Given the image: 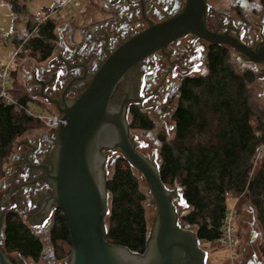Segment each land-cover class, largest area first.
I'll list each match as a JSON object with an SVG mask.
<instances>
[{
  "label": "water",
  "instance_id": "obj_1",
  "mask_svg": "<svg viewBox=\"0 0 264 264\" xmlns=\"http://www.w3.org/2000/svg\"><path fill=\"white\" fill-rule=\"evenodd\" d=\"M207 0H186L183 9L172 18L161 22L149 21L143 32L113 44L110 48L106 41L103 51L105 57L98 64L73 65L83 68V75L71 79L59 94V100L47 93L48 81L35 82L39 88L32 97L57 107L60 115L58 128L53 131L56 142L51 158L36 169L45 170L37 179V185L46 181L47 188L34 198L36 203L31 212L30 224L42 227L51 212L60 211L65 217L71 236L72 251L64 264H206L207 252L200 246V239L190 225L181 226L180 221L188 210L179 212L174 205L188 207L180 188H167L160 176L157 151L152 159L142 154L130 135L128 113L130 104L135 101L131 90L119 99L117 90L127 74L146 57L164 50L170 43L178 42L187 35H193L211 45L225 46L241 56L239 60L255 66H264V42L253 49L229 34H220L206 26ZM103 17L95 24L107 26L116 18L113 13L102 12ZM76 36L72 43L80 46ZM117 44V45H116ZM66 45L61 39L59 46ZM44 70V68H40ZM88 81L77 97L68 98L71 84ZM159 148L162 143L155 139L152 132L143 133ZM27 146L24 155L43 157L29 138L16 142ZM118 151L133 169L138 171L146 182L153 197L151 205L157 208L158 216L149 235L143 254L134 253L126 247L118 246L107 240L106 217L109 209L107 165L113 166L120 158L117 155L108 162L106 152ZM13 160V157H12ZM13 184V177L9 181ZM24 186V185H23ZM0 188V264H14L5 251L4 211L3 208L13 196V186L3 181ZM15 261H23L17 254Z\"/></svg>",
  "mask_w": 264,
  "mask_h": 264
},
{
  "label": "trees",
  "instance_id": "obj_2",
  "mask_svg": "<svg viewBox=\"0 0 264 264\" xmlns=\"http://www.w3.org/2000/svg\"><path fill=\"white\" fill-rule=\"evenodd\" d=\"M5 1L19 10L17 0ZM257 1L264 7V0ZM58 27L56 19H49L32 34V24L17 46L23 45L24 51L38 62H46L55 52ZM207 69L201 77L183 80L173 116L175 136L172 141H167L164 135L159 137L161 180L182 190L191 208L183 220L196 228L200 242H219L229 212L227 196L237 201L236 215L239 204L251 205L256 210L264 241V157L254 164L264 148V119L251 102L248 88L255 75L235 71L229 50L221 46L210 48ZM15 74L16 71L11 73L9 92L18 105L0 102V180L16 142L43 128L21 108L35 99L28 92H18ZM130 113L131 129L155 128L153 121L138 108H131ZM107 188L110 200L107 240L143 254L149 238L146 196L140 190L134 169L124 158L117 160ZM50 238L57 248L59 243L71 245L69 227L60 211L54 216ZM4 247L8 253L34 261H39L44 252L41 239L15 213L6 217ZM262 253L264 256V244Z\"/></svg>",
  "mask_w": 264,
  "mask_h": 264
},
{
  "label": "flooded vegetation",
  "instance_id": "obj_3",
  "mask_svg": "<svg viewBox=\"0 0 264 264\" xmlns=\"http://www.w3.org/2000/svg\"><path fill=\"white\" fill-rule=\"evenodd\" d=\"M185 2L186 0H104V4L100 8L102 12L113 13L116 17L110 26L95 24L99 21L98 19L90 25L75 27L70 33L68 32V41H64L61 34V39L67 48L64 45L59 46V42L57 43L59 50L56 52L58 53L46 63V67H43L44 70L39 69L28 76V80L32 84L29 91L34 94L39 90L34 86L35 82L48 81L50 83L46 92L51 94L54 99L59 100V94L67 87L71 79L80 78L84 73L83 68L76 67L72 69L71 66L85 64L87 61L91 65L94 63L100 64L106 52L103 51L100 55L99 50L105 47L106 41H109V45L106 47L110 48L113 41L118 44L143 32L149 27V21L155 24L164 22L180 12ZM207 4L209 8L205 23L209 30L220 34H229L253 49L264 42V15L260 16V23L254 20L259 8L264 10V7L257 0H231L227 8L217 6L214 7L213 11H211L208 0ZM77 34H79L77 41H82L80 46L72 43L73 37ZM185 37H188L186 43L182 42V38L178 42L170 43L164 50H159L146 57L127 74L117 90L116 98L119 99L127 90H131L135 101L130 104L128 113L130 116L131 108L135 107L147 117L150 118L151 114L154 119L158 120L163 116L168 101H172L176 97L179 103L180 90L184 79L203 76L192 75L198 73L201 69L204 70V74L207 73L210 48L219 45H211L193 35ZM225 48L230 50L228 47ZM240 58L241 56L238 54L236 59L238 73L253 72L255 75L254 82L257 81L264 87V66L247 64L239 60ZM256 77L259 79L257 80ZM87 82L86 80L76 81L71 84L68 98L77 97L86 88ZM48 105L57 111L55 105ZM147 110L149 115L145 113ZM153 123L155 125L154 121ZM153 130L142 131L153 133ZM26 138H29L34 145L39 144L37 151H41L43 157L29 155V158H27L24 153L28 151V147L15 145V152L10 157V166L5 171L4 176V178H7L4 181L8 184V188L13 186L14 191L13 196L3 208L4 233L6 217L9 213L18 214L23 220H30L31 212L34 210L33 206L36 204L34 198L45 190L50 193L46 181L37 185V179L45 174V170L36 169L35 167L38 164L35 163V160L37 158L39 165H41L45 160L51 158L56 145L53 131H46ZM12 177L13 184L9 182ZM2 182L0 181V183ZM1 190L2 188H0ZM57 212L59 211L53 210L41 229L37 230L36 233L34 232L39 238L41 235H47V240L53 247L55 246L51 243L50 232ZM45 251L44 247V252L39 261L22 257L23 261L17 262L14 260L17 254L8 252L7 254L13 258L14 264H64L66 262L65 260L58 261L54 252L47 255Z\"/></svg>",
  "mask_w": 264,
  "mask_h": 264
},
{
  "label": "rangeland",
  "instance_id": "obj_4",
  "mask_svg": "<svg viewBox=\"0 0 264 264\" xmlns=\"http://www.w3.org/2000/svg\"><path fill=\"white\" fill-rule=\"evenodd\" d=\"M95 0H74L72 2H68V0H17V8L16 10L14 5L12 7L11 4L6 2L5 0H0V70L6 67L11 60H13L12 65L10 66V70L8 73L9 78H11V73L16 71L14 75V81L16 83V89L19 93L28 92L31 96L33 95L29 88H31V82L28 80V76L32 75L35 71H38L40 67H46V64L38 62L36 59L30 56V52L22 50V53L14 58L17 42L22 38L28 35V30L30 25H34V19L37 13H48L52 10L56 11V17L58 21V28H60L61 24L66 22H73L74 25H84L91 20H98L103 17L102 10L94 6ZM231 0H208V3L211 5V11L214 10V7H222L227 8L229 6ZM60 4H63L60 6ZM264 15V10L259 8L257 16L254 18L255 22L260 23V16ZM85 26V25H84ZM79 34L76 36V40L79 39ZM260 39V38H259ZM188 41V37L182 38V42L186 43ZM230 52V63L235 71L238 70V62L237 57L238 54L231 48H229ZM58 46L55 49L53 55L57 54L56 52ZM22 55V56H21ZM57 57V55H56ZM261 66V65H260ZM238 72V71H237ZM193 76H201L205 75L204 70L198 71V73L192 74ZM258 80L259 78L256 77ZM175 82V81H174ZM251 95V102L255 106L256 110L259 113V116H262L264 119V87H262L257 81L248 85ZM41 105H40V104ZM166 108L164 109L163 116L158 120L154 119V117L150 114V118L155 122V130L153 133L155 134V139L159 140L162 135H164L167 141H172L175 136V122L173 120V116L175 110L178 105V98H173L172 101H168L166 104ZM44 107L47 109H44ZM31 111L35 115H47L49 112L51 114L57 113V111L45 103V101L40 99H35ZM149 115V111L145 112ZM128 122H132V116L128 114ZM47 130L43 128L33 131L30 134L26 135L27 137L33 135H39L41 133L46 132ZM144 131L139 129H131L130 135L132 139L136 142H141L142 146L138 148V150L152 159L154 155V151H157V164L161 166V157H160V148L149 138H146L143 135ZM25 136V137H26ZM15 146V145H14ZM15 148V147H14ZM13 149V153H14ZM260 152L262 155L259 159L255 161V165L259 160H262L264 157V148H261ZM108 156V162L114 159L117 155H120L118 151L106 152ZM122 156L120 155V158ZM118 159V160H119ZM10 159L6 165H9ZM117 162V161H116ZM4 167V176H5V168ZM116 163L113 166L107 165V176L110 178L115 169ZM134 172L139 180L140 190L146 196V201L144 202V208L146 212V220L148 225V235H150L154 222L158 216L157 208L151 205V201L153 199L145 180L142 175L134 169ZM1 181V180H0ZM167 188L170 190L175 189L176 187H172L167 185ZM182 193V190L179 189ZM228 198V196H227ZM110 201V200H109ZM237 202L233 197L229 196L228 198V208L229 210L234 207L235 214L237 207ZM175 207L179 212L183 210L191 211V208L187 207L186 209L175 201ZM27 225L36 233L37 230L41 229V227H33L30 224L28 219L24 220ZM181 226L188 225L183 219L180 221ZM235 225L237 228V233L235 236V261L234 264H264V256L262 253V246L264 244L263 234L260 229V226L257 221V212L256 210L248 204H239L238 205V215H236ZM191 229L196 232V228L190 226ZM41 241L45 247V253L47 255L55 253L56 259L58 261L65 260L67 261L69 255L72 251V245L59 243L57 247H53L49 244L47 240V235L40 236ZM201 248L207 252V261L206 264H232L231 261H228L229 256L231 255L229 249L226 246L220 245L219 243H200ZM14 255V254H13Z\"/></svg>",
  "mask_w": 264,
  "mask_h": 264
},
{
  "label": "built area",
  "instance_id": "obj_5",
  "mask_svg": "<svg viewBox=\"0 0 264 264\" xmlns=\"http://www.w3.org/2000/svg\"><path fill=\"white\" fill-rule=\"evenodd\" d=\"M74 0H68V2H72ZM56 11L48 12L45 14L38 13L35 16L34 19V29L32 31V34L37 33V29L45 23L49 19H57L56 17ZM23 50V45H20L17 47L14 58L18 57ZM13 60L9 62V64L4 67L2 70H0V102L6 105H18L17 101L14 99V97L11 95L9 92V89L11 87V79L8 76L10 66L12 65ZM33 103L31 101L27 102L24 107H21L22 109L25 110L26 114L30 117L36 118L46 129L47 131H54L55 129L58 128L59 122H60V115L58 113H53L50 115H35L31 111ZM262 155V152H259L257 159H259ZM256 159V160H257ZM229 198V196H228ZM236 203V202H235ZM235 208L232 207L225 220H224V226H223V231H222V236L219 240V244L226 246L231 255L228 258V261H231L232 264H234L235 261V236L237 233V228L235 225L236 221V214H235Z\"/></svg>",
  "mask_w": 264,
  "mask_h": 264
},
{
  "label": "crops",
  "instance_id": "obj_6",
  "mask_svg": "<svg viewBox=\"0 0 264 264\" xmlns=\"http://www.w3.org/2000/svg\"><path fill=\"white\" fill-rule=\"evenodd\" d=\"M103 4H104V0H95L94 1V6H96L97 8H101L102 6H103ZM63 4H60V6H62ZM52 11H57V10H52ZM50 12V11H49ZM38 14V13H37ZM93 21L94 20H91V22H88L87 24H84L85 26H87V25H90V24H92L93 23ZM83 24L82 25H78V24H76V25H74V23L73 22H66V23H64V24H61L60 26V28H58V30H57V38H58V42H60L61 41V34L63 35V39H64V41H66L67 39H68V37H67V35H68V32L70 33L72 30H74V28L75 27H83L84 26ZM68 41V40H67ZM57 42V43H58ZM58 45H59V43H58ZM53 57H54V55H53ZM51 59V58H50ZM50 59L48 60V61H46V62H43V64H46V63H48L49 61H50ZM27 137V136H26ZM26 137H23L22 139H25ZM22 139H20V140H22ZM16 145V144H15ZM15 147V146H14ZM10 165H6V168H5V171H7V169H8V167H9ZM6 178V177H5ZM5 178H3L1 181H4V179ZM7 179V178H6ZM5 179V180H6ZM0 193L2 194V193H4V191L3 190H1L0 191Z\"/></svg>",
  "mask_w": 264,
  "mask_h": 264
}]
</instances>
